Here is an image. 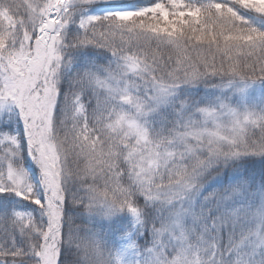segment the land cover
Returning a JSON list of instances; mask_svg holds the SVG:
<instances>
[{"label": "snow or ice", "instance_id": "snow-or-ice-1", "mask_svg": "<svg viewBox=\"0 0 264 264\" xmlns=\"http://www.w3.org/2000/svg\"><path fill=\"white\" fill-rule=\"evenodd\" d=\"M0 264H264V0H0Z\"/></svg>", "mask_w": 264, "mask_h": 264}]
</instances>
